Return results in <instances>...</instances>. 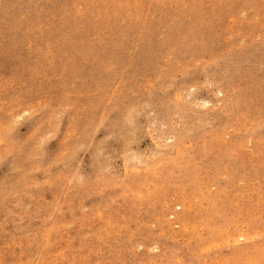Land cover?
Returning a JSON list of instances; mask_svg holds the SVG:
<instances>
[{"label": "rangeland", "instance_id": "1", "mask_svg": "<svg viewBox=\"0 0 264 264\" xmlns=\"http://www.w3.org/2000/svg\"><path fill=\"white\" fill-rule=\"evenodd\" d=\"M0 264H264V0H0Z\"/></svg>", "mask_w": 264, "mask_h": 264}, {"label": "bare ground", "instance_id": "2", "mask_svg": "<svg viewBox=\"0 0 264 264\" xmlns=\"http://www.w3.org/2000/svg\"><path fill=\"white\" fill-rule=\"evenodd\" d=\"M182 215V214H181ZM188 223V222H187Z\"/></svg>", "mask_w": 264, "mask_h": 264}]
</instances>
